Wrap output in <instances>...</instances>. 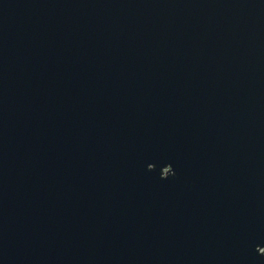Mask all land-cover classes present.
<instances>
[{
    "label": "water",
    "instance_id": "obj_1",
    "mask_svg": "<svg viewBox=\"0 0 264 264\" xmlns=\"http://www.w3.org/2000/svg\"><path fill=\"white\" fill-rule=\"evenodd\" d=\"M0 264H264V0H0Z\"/></svg>",
    "mask_w": 264,
    "mask_h": 264
}]
</instances>
